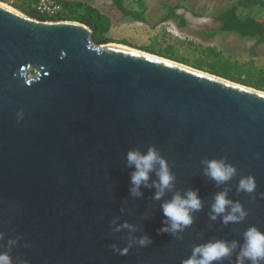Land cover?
<instances>
[{
  "label": "water",
  "instance_id": "obj_1",
  "mask_svg": "<svg viewBox=\"0 0 264 264\" xmlns=\"http://www.w3.org/2000/svg\"><path fill=\"white\" fill-rule=\"evenodd\" d=\"M22 113V118H18ZM154 145L174 187L130 195L126 153ZM226 157L237 176L216 185L202 160ZM253 194L237 192L240 176ZM158 183L155 171L149 185ZM196 190L202 209L177 240L158 232L162 204ZM227 191L248 215L210 219ZM264 91L147 52L97 44L76 21H45L0 4V232L22 264H182L193 245L264 231ZM127 223L134 230L114 229ZM147 235L151 244L135 243ZM238 251V249H237ZM223 264H229L225 260ZM236 264V253L231 258Z\"/></svg>",
  "mask_w": 264,
  "mask_h": 264
},
{
  "label": "clouds",
  "instance_id": "obj_2",
  "mask_svg": "<svg viewBox=\"0 0 264 264\" xmlns=\"http://www.w3.org/2000/svg\"><path fill=\"white\" fill-rule=\"evenodd\" d=\"M18 118H22V113H18ZM126 160L128 165L134 168L130 176V195L139 197L142 195L140 192L142 185L144 187L153 186L157 188L153 198L159 200L166 190L170 191L174 187L176 177L154 145L149 146L144 153L139 150L128 151ZM201 164L203 174L216 185L225 184L238 174L237 168L227 162L226 157L202 160ZM154 171L158 176V183L153 182L149 185L150 174ZM256 187L253 176H240L237 192L253 194ZM260 195L264 198V194ZM161 207L166 219L158 232L167 233L177 240H182V234L193 225L194 214L202 209L203 203L196 190H187L183 196L179 193L174 194L172 199L163 203ZM247 215V211L239 201H232L228 198L227 191L215 194L211 204V220L215 221L219 217L221 223L227 226L230 223L244 222ZM121 228L134 230L133 226L125 223L117 226L114 231H120ZM241 235L242 243L236 240L215 239L193 245L190 255L182 261V264H223L225 260L231 264L234 253H236V264H264V231L256 226H249ZM3 239L4 234L0 232V241ZM18 239L19 237L0 243V264H22L19 258L14 259L12 256V250ZM151 242L149 236L142 235L130 239L124 248H118L115 244L111 245V248L115 253L126 255L134 243L141 248H146Z\"/></svg>",
  "mask_w": 264,
  "mask_h": 264
},
{
  "label": "trees",
  "instance_id": "obj_3",
  "mask_svg": "<svg viewBox=\"0 0 264 264\" xmlns=\"http://www.w3.org/2000/svg\"><path fill=\"white\" fill-rule=\"evenodd\" d=\"M0 1L10 4L25 15L36 19L80 22L92 29V38L95 43L103 44L109 42L105 33L108 32L111 23L110 17L85 2L56 0L62 6V11L55 16L47 17L35 11V0ZM127 1L129 0H111V6L121 14L123 19L149 24L150 19L145 14V2L143 0H134L136 5L131 6L127 5ZM161 5L166 9L161 21L174 19L178 20V25L183 24V17L176 13V8L181 6L180 3L173 5L164 1ZM196 13L198 14V12ZM212 17L217 26L212 31L207 32V35L230 34L243 42L251 41L252 47L250 50L252 55L256 53L255 50L259 45L264 44V0H234L214 11ZM204 49L209 51V53L211 52L209 55L212 59L203 62L202 59L206 58H199L196 61L197 66L190 65L191 67L264 91V69L255 66L251 60L240 61L231 55H225L223 50H217L214 46H206ZM145 50L189 65L188 60L183 56L177 57L174 53L163 52L149 47H145ZM203 63L207 67L201 65Z\"/></svg>",
  "mask_w": 264,
  "mask_h": 264
},
{
  "label": "rangeland",
  "instance_id": "obj_4",
  "mask_svg": "<svg viewBox=\"0 0 264 264\" xmlns=\"http://www.w3.org/2000/svg\"><path fill=\"white\" fill-rule=\"evenodd\" d=\"M75 1L85 2L110 17L111 23L108 32L105 33L109 39L108 43L147 53L150 52L145 50V47L171 52L177 57L186 58L189 63L187 66H197L196 61L199 58H206L202 59L203 62L211 60L209 55L211 52L204 48L214 46L217 50H223L225 55H231L240 61L251 60L255 66L264 69V44L259 45L255 50L256 53L252 55L251 41L243 42L230 34L219 33L213 36L206 34L217 26L212 13L234 0H143L146 5L145 14L150 19L149 24L123 19L111 6V0ZM164 1L173 5L181 4L176 8V13L183 17L182 25H178V20L174 19L161 21L166 12L161 5ZM0 2L22 13L12 5ZM127 5L135 6L136 3L134 0H129ZM201 65L207 67L204 63Z\"/></svg>",
  "mask_w": 264,
  "mask_h": 264
},
{
  "label": "built area",
  "instance_id": "obj_5",
  "mask_svg": "<svg viewBox=\"0 0 264 264\" xmlns=\"http://www.w3.org/2000/svg\"><path fill=\"white\" fill-rule=\"evenodd\" d=\"M35 11L38 14L52 17L62 11V6L56 0H35Z\"/></svg>",
  "mask_w": 264,
  "mask_h": 264
},
{
  "label": "bare ground",
  "instance_id": "obj_6",
  "mask_svg": "<svg viewBox=\"0 0 264 264\" xmlns=\"http://www.w3.org/2000/svg\"><path fill=\"white\" fill-rule=\"evenodd\" d=\"M0 4H2L3 6H6V7H8L7 5H5V4H3V3H1L0 2ZM8 8H10V7H8ZM12 9V8H11ZM114 45H118L119 47H124V48H128V47H126V46H123V45H119V44H114ZM135 50V49H134ZM136 51H138V50H136ZM139 52V51H138ZM188 68H189V66H188Z\"/></svg>",
  "mask_w": 264,
  "mask_h": 264
}]
</instances>
